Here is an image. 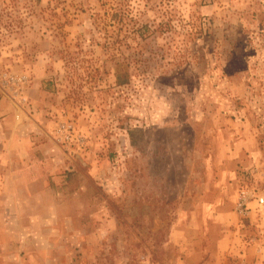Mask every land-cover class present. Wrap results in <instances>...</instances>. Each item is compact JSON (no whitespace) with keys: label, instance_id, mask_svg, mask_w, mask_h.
<instances>
[{"label":"rangeland","instance_id":"1","mask_svg":"<svg viewBox=\"0 0 264 264\" xmlns=\"http://www.w3.org/2000/svg\"><path fill=\"white\" fill-rule=\"evenodd\" d=\"M1 97L0 264H264V0H0Z\"/></svg>","mask_w":264,"mask_h":264},{"label":"crops","instance_id":"2","mask_svg":"<svg viewBox=\"0 0 264 264\" xmlns=\"http://www.w3.org/2000/svg\"><path fill=\"white\" fill-rule=\"evenodd\" d=\"M20 108L19 105L12 103L7 98H0V166L7 164L5 171L0 168V175L6 177L5 183L2 184L4 192L9 188L7 178L23 177L26 180L27 177L39 176L37 169L28 171L24 167L26 159L30 160L26 155L30 153L26 152L25 146L32 144L33 140H39L43 128L37 121V113L33 114L31 111L29 113ZM31 156L30 154L29 157ZM11 185L14 186L13 191H16L18 185L13 181H11ZM3 199L6 201L4 197H0V200L3 201Z\"/></svg>","mask_w":264,"mask_h":264},{"label":"built area","instance_id":"3","mask_svg":"<svg viewBox=\"0 0 264 264\" xmlns=\"http://www.w3.org/2000/svg\"><path fill=\"white\" fill-rule=\"evenodd\" d=\"M72 129V126L71 125H63L59 130H63V131H67V132H70ZM241 198L238 202V208L243 212V211H247V207H246V204H247V197H246V194H245V191H242L241 193Z\"/></svg>","mask_w":264,"mask_h":264}]
</instances>
